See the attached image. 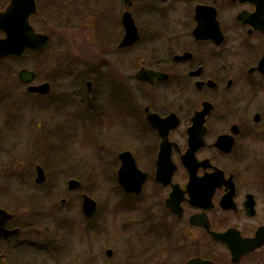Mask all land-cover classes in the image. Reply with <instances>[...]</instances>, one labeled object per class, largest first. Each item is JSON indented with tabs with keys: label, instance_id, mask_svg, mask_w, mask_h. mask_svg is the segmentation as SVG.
Returning <instances> with one entry per match:
<instances>
[{
	"label": "flooded vegetation",
	"instance_id": "obj_1",
	"mask_svg": "<svg viewBox=\"0 0 264 264\" xmlns=\"http://www.w3.org/2000/svg\"><path fill=\"white\" fill-rule=\"evenodd\" d=\"M32 1L30 25L39 32L34 18L46 29L58 19L66 47L55 52L42 32L44 77L0 75V101L9 99L0 129L15 132L21 95L108 134L123 127L114 144L107 139L121 210L112 204L99 227L78 163L60 157L61 170H48L53 159L33 138L18 148L0 137V209L9 216L0 264H264V0ZM9 3L0 0V13ZM40 84L46 93L28 91ZM26 120L32 130L31 112ZM123 153L144 179L138 191L117 181ZM57 172L53 204L59 185L47 183ZM84 195L95 201L91 217ZM67 205L82 217L66 216Z\"/></svg>",
	"mask_w": 264,
	"mask_h": 264
},
{
	"label": "rangeland",
	"instance_id": "obj_2",
	"mask_svg": "<svg viewBox=\"0 0 264 264\" xmlns=\"http://www.w3.org/2000/svg\"><path fill=\"white\" fill-rule=\"evenodd\" d=\"M33 20L34 27L37 31L41 33L47 31V34L52 37V40L54 39V42L52 41L50 44L52 50L55 52L65 50L66 46L60 47L57 45V43L63 41V39L59 40L62 29H60V21L58 19L50 17L47 29L42 25L41 16ZM46 57L45 54L37 55L29 53L15 59H6L0 63V75L6 74L15 77L21 68H27L35 71L39 78H43L46 73ZM19 94L21 93L18 92ZM8 100L1 99L0 105H2V102H8ZM41 102V99L28 98L25 95L17 97L13 103L15 106L13 104L11 106L21 112V117L19 118L20 123L15 124V132H9V128L0 129L1 142H15L18 148H23L26 139L33 138L34 147H44L43 154L55 161L49 160L51 163L49 164L48 170H61L58 161L60 157L71 160L69 163H78L81 167V173L78 174L79 171L76 172V178L82 183V191H85L96 200L98 204L96 219L98 223L101 222L99 227H104V220L109 217V208H111V205L115 203L121 210L119 196L109 188L114 183V176L110 171L112 164L108 162L107 157L112 150L110 147L111 144L108 141L114 144L116 142V136L121 137L124 131L123 127L114 129L108 134L102 128L98 129L96 125H92L91 123H83L85 125H80L82 118L76 112L54 117L50 111L47 112L43 109L44 107ZM29 112L33 114L34 119V127L32 130H29L30 127L26 122V117ZM44 143H47L48 146L44 145ZM53 148H58L59 150L57 149L55 152V149L51 150ZM90 174L93 175L92 178ZM55 175L47 183L48 185L53 183L59 185L58 188L55 187L48 195V201H53V204L58 202L62 197L60 186L63 184L64 178L61 172H57ZM64 214L75 218L82 217L78 205H67L64 209ZM103 234H105V231Z\"/></svg>",
	"mask_w": 264,
	"mask_h": 264
},
{
	"label": "water",
	"instance_id": "obj_3",
	"mask_svg": "<svg viewBox=\"0 0 264 264\" xmlns=\"http://www.w3.org/2000/svg\"><path fill=\"white\" fill-rule=\"evenodd\" d=\"M34 12L32 0H10L6 10L0 13V31L4 33V37L0 38V60L7 56H20L29 50L42 52L45 49L49 37L35 32L29 24V17ZM124 18L125 24L129 23L130 29L135 30L130 15L125 14ZM18 76L22 83H29L34 79L35 74L23 69ZM47 90V84L28 87V91L40 94L46 93ZM120 158L121 166L117 175L119 183L126 190L138 191L144 179L138 177V169L128 154L123 153ZM43 179L42 170L38 168L36 182H42ZM69 186L73 188L77 186V182L71 180ZM82 210L87 217H91L95 211V202L86 195L83 197ZM7 217L9 216L0 210V220Z\"/></svg>",
	"mask_w": 264,
	"mask_h": 264
}]
</instances>
